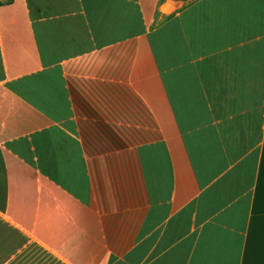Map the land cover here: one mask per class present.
I'll list each match as a JSON object with an SVG mask.
<instances>
[{
  "label": "crops",
  "instance_id": "obj_1",
  "mask_svg": "<svg viewBox=\"0 0 264 264\" xmlns=\"http://www.w3.org/2000/svg\"><path fill=\"white\" fill-rule=\"evenodd\" d=\"M0 264H264V0H0Z\"/></svg>",
  "mask_w": 264,
  "mask_h": 264
}]
</instances>
